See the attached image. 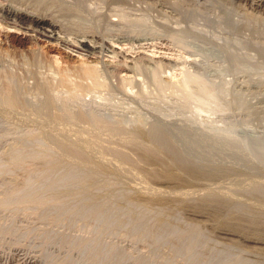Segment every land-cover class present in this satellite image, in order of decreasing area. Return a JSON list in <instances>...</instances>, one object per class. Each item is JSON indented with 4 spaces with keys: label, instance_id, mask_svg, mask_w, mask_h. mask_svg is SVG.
Instances as JSON below:
<instances>
[{
    "label": "rangeland",
    "instance_id": "rangeland-1",
    "mask_svg": "<svg viewBox=\"0 0 264 264\" xmlns=\"http://www.w3.org/2000/svg\"><path fill=\"white\" fill-rule=\"evenodd\" d=\"M37 1L97 48L0 16V264H264V5Z\"/></svg>",
    "mask_w": 264,
    "mask_h": 264
},
{
    "label": "bare ground",
    "instance_id": "bare-ground-1",
    "mask_svg": "<svg viewBox=\"0 0 264 264\" xmlns=\"http://www.w3.org/2000/svg\"><path fill=\"white\" fill-rule=\"evenodd\" d=\"M10 4H7V6H0V16L2 17L1 19H3L9 26L13 27L14 29L15 28H20V29H23V30H27L26 32L28 31H34V32H37L38 35H40L41 37L47 39L49 42H56L57 44L58 43H61V45H65V46H73V47H76L77 49L79 50H82V51H91L93 53V51L97 48V46L95 45L96 42H94L95 40V36H85V35H81L80 36V39H78L77 41V44H71V42H69L67 39H64L62 37H60L58 35L59 33V28H63L65 27L66 25H70V24H67L65 23H62V24H59L58 22H55L54 20L52 19H49L48 16H49V13H47L48 15H46V12H48V9L47 8H42V7H39V6H34V8L30 9V11H28L29 9L27 8L26 4L27 5H30L35 2H32V1H28V0H7ZM37 1V0H35ZM255 2L256 5H264V0H253ZM29 2H32V3H29ZM12 3L14 4H17V7L19 5H24L26 6V8L28 10H23L24 6L22 7V9L20 8H16L15 5L14 7L11 5ZM38 4V1L36 2ZM35 3V4H36ZM97 3V2H96ZM111 3V2H110ZM19 4V5H18ZM41 4V3H40ZM106 4V3H105ZM39 5V4H38ZM46 5V4H45ZM51 6V5H50ZM20 7V6H19ZM32 7V6H31ZM49 7V6H48ZM53 7V6H52ZM57 11V10H55ZM73 12V11H72ZM61 13V12H60ZM70 13V12H68ZM67 13V14H68ZM62 14V13H61ZM64 14V13H63ZM73 14V13H72ZM75 14V13H74ZM50 15H52L50 13ZM66 15V13H65ZM64 15V16H65ZM53 16V15H52ZM68 15H66L65 17H67ZM70 16V14H69ZM54 17V16H53ZM64 18V17H63ZM62 18V19H63ZM68 18V17H67ZM67 20V19H66ZM76 20V19H75ZM72 21V20H71ZM74 22V21H73ZM70 23V22H69ZM74 24V23H73ZM80 24V23H79ZM78 25V24H77ZM76 25V26H77ZM83 26V25H82ZM36 28L37 30H33L34 28ZM73 27V26H71ZM60 28V30H61ZM67 28V26H66ZM65 28V29H66ZM69 28V27H68ZM76 29V27H74ZM81 28V27H80ZM83 29V28H82ZM21 31V30H20ZM58 31V33H57ZM75 32V31H74ZM61 33V32H60ZM84 33V32H82ZM86 33V32H85ZM89 35V33H88ZM93 35V34H92ZM78 36H79V33H78ZM118 36V35H117ZM30 37V36H29ZM34 39V38H33ZM74 42V41H73ZM48 43V42H47ZM56 44V45H57ZM51 45V44H50ZM67 48V47H66ZM69 48V47H68ZM95 52V51H94ZM19 256V255H18ZM16 257V256H15ZM20 257V256H19ZM16 258V260H18V258ZM13 259H14V256H13ZM22 259V258H21ZM8 260V259H7ZM19 261V260H18ZM18 261H7L6 264H33L34 262L37 261V258H24V261L19 263ZM37 263V262H36Z\"/></svg>",
    "mask_w": 264,
    "mask_h": 264
}]
</instances>
